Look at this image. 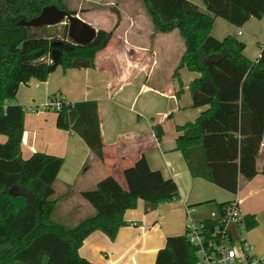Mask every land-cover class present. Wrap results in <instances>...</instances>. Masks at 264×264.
I'll return each mask as SVG.
<instances>
[{"label":"trees","instance_id":"16d2710c","mask_svg":"<svg viewBox=\"0 0 264 264\" xmlns=\"http://www.w3.org/2000/svg\"><path fill=\"white\" fill-rule=\"evenodd\" d=\"M194 1L204 10L193 0H141V4L156 33L178 32L184 50L174 75L182 68L199 74L189 86L192 106L209 107L194 124L180 129L176 149L192 177L235 194L239 175L247 181L257 174L255 162L264 134V50L260 59L251 62L243 55V43L230 36L218 41L211 31L215 19L235 28L251 18L262 19L264 0ZM48 6L76 15L64 0H0V136L6 137L0 144V248L9 246L0 264H42L44 259L47 264H91L78 255L89 235L101 232L113 240L126 226L124 213L135 209L138 200L153 211L179 198L176 184L150 171L141 158L123 171L125 187L108 175L94 190L80 194L93 215L72 228L53 220L61 199L53 186L63 161L41 153L22 159L24 110L15 104L16 94L21 85L45 82L57 68L94 69L96 56L107 46L111 32L98 30L90 45L78 47L66 40L67 26H63L59 35L62 46L57 48L60 55L51 63V41L19 26L21 20L37 17ZM39 59L42 61L35 62ZM55 113L56 128L76 133L102 162L96 103H64ZM154 130L159 140L160 126ZM261 172L264 175V165ZM213 205L219 215L226 206ZM244 220L248 231L256 224L251 216ZM204 222L210 229L217 225L208 219ZM197 262L186 234L167 238L155 260V264Z\"/></svg>","mask_w":264,"mask_h":264},{"label":"crops","instance_id":"0c3cea01","mask_svg":"<svg viewBox=\"0 0 264 264\" xmlns=\"http://www.w3.org/2000/svg\"><path fill=\"white\" fill-rule=\"evenodd\" d=\"M80 2L89 5L90 10L114 7V1L109 0ZM116 11L115 20L109 22L107 30L111 32V39L97 54L94 69L63 71L57 68L45 82L21 85L16 94L15 104L24 110L22 159L41 153L63 161L53 186L61 198L53 220L72 228L93 215V209L88 208L80 194L94 190L108 175L125 187L123 171L142 158L150 171L159 172L164 180L176 184L178 200L153 211H148L143 201L138 200L135 209L124 213L126 226L113 240L95 232L83 241L78 251L82 259L91 264H155L166 239L184 235L186 210H194L193 217L200 219L214 211L208 210L206 203L222 205L235 198L243 215L251 216L256 223L246 236L251 253L257 258L264 257V175L261 172L264 134L255 162L257 174L247 181L239 175L235 194L192 177L176 149V141L182 135L181 128L194 124L209 109L192 106L189 86L200 76L186 68L174 75L183 52L179 44L174 52L167 37L176 30L159 34L137 12L127 15L120 9ZM76 15L97 31L106 26L102 19L86 10L78 9ZM211 36L218 41L229 36L235 38L245 46L244 57L256 62L264 50V16L260 20L249 19L241 28L215 19ZM50 100L96 103L103 142L102 162L76 133L56 128V113L46 109ZM158 125L162 131L159 140L154 130ZM5 142L6 137L0 136V144ZM8 251L9 246L1 247L0 258ZM42 264H47V260Z\"/></svg>","mask_w":264,"mask_h":264},{"label":"built area","instance_id":"2783aa9c","mask_svg":"<svg viewBox=\"0 0 264 264\" xmlns=\"http://www.w3.org/2000/svg\"><path fill=\"white\" fill-rule=\"evenodd\" d=\"M64 103L68 104L63 100H50L46 109L59 112ZM186 213L184 234L196 250L197 264H264V257H254L246 241L248 230L237 198L226 203L220 215L211 211L205 217L195 219L194 210L188 209ZM206 219L217 225L210 229L204 222Z\"/></svg>","mask_w":264,"mask_h":264},{"label":"water","instance_id":"95a60500","mask_svg":"<svg viewBox=\"0 0 264 264\" xmlns=\"http://www.w3.org/2000/svg\"><path fill=\"white\" fill-rule=\"evenodd\" d=\"M19 26L32 29L43 30L44 38L50 40L53 48L50 53V62L54 63L59 58L60 52L57 49L62 46L59 41V26H67L66 40L74 46L86 47L90 45L97 36V30L82 21L77 15H71L67 11L59 10L55 6H48L41 10L40 14L29 20H21ZM22 44L18 46L21 50ZM42 59L36 60L40 62Z\"/></svg>","mask_w":264,"mask_h":264},{"label":"rangeland","instance_id":"374dc122","mask_svg":"<svg viewBox=\"0 0 264 264\" xmlns=\"http://www.w3.org/2000/svg\"><path fill=\"white\" fill-rule=\"evenodd\" d=\"M92 1H99L100 3L101 0H92ZM110 1H114L113 3L114 7L100 6L98 9L90 10L89 9L90 6L85 5V3H81L80 0H64V2H66L70 10H75V12H77L78 9L86 10L87 12H90L93 15H96L98 18L102 19L104 21V24H106V26H104L102 29L106 31L110 26L109 22L115 20V11L112 8H114L115 10L120 9L124 14L127 15L137 12L146 20L147 24L150 26L151 23L149 17L141 4V0H109V2ZM193 2L197 4L200 9L204 10L203 5L200 2L194 0ZM62 28L63 26H59V34L61 33ZM31 32L37 37L44 36L43 30H32ZM167 38L169 40V43L171 44V48L174 49V52H176V50L178 49V44L180 46L181 53L183 52V45L180 38L178 37L177 31L172 32ZM86 205L88 206V208H91L87 203ZM207 209L214 210V208L211 207V205H209Z\"/></svg>","mask_w":264,"mask_h":264}]
</instances>
